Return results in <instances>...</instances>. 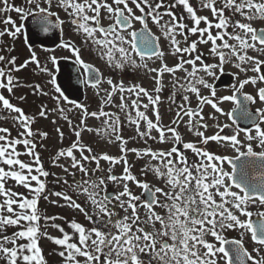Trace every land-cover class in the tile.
Listing matches in <instances>:
<instances>
[{
	"label": "snow or ice",
	"instance_id": "6c2138e0",
	"mask_svg": "<svg viewBox=\"0 0 264 264\" xmlns=\"http://www.w3.org/2000/svg\"><path fill=\"white\" fill-rule=\"evenodd\" d=\"M43 2L46 6H42L40 0H27L32 8L26 9L10 4L9 0H0V4H2L0 13L7 14L14 11L19 14L22 21L29 17H35L34 22L37 26L47 32L52 25L50 17L55 16L56 13L50 11L53 7V0H43ZM130 3L139 10L140 15L135 14L134 8L129 6ZM177 5L183 6L188 18L192 21L191 26L183 22V17L177 18V14L174 12ZM201 5L212 12L215 22L209 20L207 16L198 15L189 0H174V3H166L165 0H56L55 6L67 14V22L74 26L77 33L84 35L85 42L91 40L93 44L105 50V55L110 63L115 60L114 52H119L122 58L118 66H123L124 62L136 63L132 59L129 49L123 46L124 43H128L131 51L137 53L142 61L145 57H155L161 61L158 68H150L147 63L142 64V67L149 73L156 74L153 79L156 82L154 91L157 95L153 96L140 85L125 88L123 82L115 84L109 79L107 83L111 85V91L105 90L107 95L103 99V104H112L114 94L120 93V103L116 106L125 112L128 121L135 125L138 137L144 138L145 142L147 139L158 140L160 143L170 141L174 146L169 150H153L150 147L127 148L128 141L119 132L120 116L118 114L105 112L103 108L99 112H89L87 106L70 100L65 95L53 75L50 82L55 87L56 95L52 98L57 107L51 111L58 112L63 116L77 137L70 147L59 150L57 159L65 156L70 157L71 167L78 168L84 176L88 177V179L77 182L75 188L99 210L98 214L107 217L103 227L86 228L74 220L70 221L69 224L74 230V234H78V243L70 242L71 235L60 224L55 223L58 217L38 212L37 206L41 197L43 196L44 199H48L49 196L62 198L67 202V206L79 210L87 219L91 220L92 217L81 204L66 193L46 192V182L41 177H47L49 172L44 170L33 137L39 134L43 140L47 137V133L34 132L31 125L34 123L35 117L25 115L20 107L14 105L0 92V105L9 113H16L17 115L13 119L19 121L24 129L17 138H10L9 129L0 127V163L8 166L7 170L5 167H0V195L4 197L3 203H0V232H3L8 226H19L20 228L12 236L0 235V254L6 259L7 264H19L20 260L24 264H46L42 250L38 245V239L39 236L46 235V232L41 233L40 229L48 226V222H51L52 228L62 233V237H49V239L57 246L64 247L65 250L60 251L58 255L65 258V264H145L141 254L148 255V264H217L216 257L219 254H223L226 264H236V262L247 264L248 260L253 257L243 247L242 240L233 241L235 247L231 251L224 247L229 242L224 239L222 230L232 228L250 231L252 240L259 245L254 251L259 253L264 250V220L259 225H253L251 220H241L240 218V215L247 217L252 215L248 211L249 204L264 205V150L254 151L252 143L258 142L264 149V128L259 122H255L254 135L251 128L242 129L239 126H236L233 134L221 135L223 128L217 124L220 132L206 136L201 129H207L211 125L204 122L202 115L204 105H211L217 112H222V109L213 99L202 95L201 86L203 88H212V86L200 75V73H206L214 77L216 70L222 72L224 65L235 59V67L241 72L251 70L257 73L255 76L240 81L237 91L243 89L246 84H256L257 81L264 82V71L261 68L264 65V60L249 54V50L264 54V28L257 29L253 26V21L264 20V0H220L221 6L217 5V0H201ZM226 11L231 14L226 15ZM237 14L247 22L235 19ZM165 16L168 17V20H164ZM149 17L155 25L160 26L163 37L169 41L172 49L171 54L178 57V62L174 66H169L164 62L165 52L160 47V38L154 36L148 28ZM105 18L112 21L107 26L103 24ZM134 21L139 22L143 27L139 32L130 31L131 39L126 40L123 32L133 29ZM202 22L204 27H201ZM58 23L62 25L65 21L59 20ZM3 24H11L13 27L12 29L5 27L0 30V37L8 35L16 38L22 33V25H17L11 16H6ZM230 27L232 31H229ZM186 29L194 35L198 34V40L188 43ZM213 29L216 30L215 34H213ZM178 34L183 35L186 46H181V41L176 38ZM209 42L211 44L209 54L218 58L217 64L205 63L202 54L198 52L199 43L207 45ZM62 46L71 50L75 54L77 62L85 69L91 70V66L80 58L78 47L70 41L64 42ZM51 59L55 64L56 57L53 56ZM4 60L5 57L0 55V61ZM31 60L37 65L40 63L36 59L35 53L32 54ZM28 63L26 61L24 64L16 66V58L12 57L8 64L13 67L9 68L7 73L3 67H0V89L13 93V89L17 85L12 73L26 67ZM186 65L190 66V70ZM243 65H251V68L242 67ZM41 70L49 71L47 68ZM178 70L185 73L182 78L185 82L180 83L179 78L173 81V92L169 99L175 102L176 91H181L184 93L183 101L185 103L178 105L176 112L178 119H173L171 125H164L158 107L160 103L158 93L164 87V75L175 76ZM101 79L97 70V75L92 77L89 82L93 87L98 88ZM35 88L38 89L39 85H36ZM125 92L130 95L134 94L136 97L131 100V108L135 110L134 117L129 111V105L125 103ZM190 94L195 95L198 101L195 108L190 104ZM44 95H48V93H44ZM141 96L147 97L149 103L143 104V108L148 110L150 106L152 107L155 121L146 115V111H140ZM211 97H216L214 88H212ZM20 99L23 100L24 97H20ZM219 99L235 101L238 106L240 105V101L235 95L223 96ZM244 99L246 101L258 99L260 102H264V87H259L256 97L246 95ZM62 103L71 105V107L66 110L64 106H61ZM73 109L80 110L78 123H74L67 114L73 112ZM256 112L258 119L264 121V109H257ZM47 114L46 107L39 112L40 117H46ZM244 114L253 121L257 120V117H254L246 107ZM73 115H75L74 112ZM185 116L188 117L185 122L188 130L200 138L197 143L184 142L177 128L172 126L182 121ZM89 117H105L104 126L102 128L89 127L86 123ZM210 118L216 119L215 116ZM141 121L145 122V130H141ZM224 127H228V125ZM153 130L157 135H152ZM84 131L102 133L109 139L114 137L112 142H120L122 155L114 157L106 153L102 156L92 154L93 149L80 140ZM57 132L62 140L64 133L59 128H57ZM241 132H244L246 136V151L241 150L242 141L238 139ZM210 141L220 142L225 148L234 149L238 156L231 157L208 151L206 146ZM179 144H182L183 149L191 150L199 160L189 163L185 152L175 146ZM17 145L23 146V154L31 157V163L20 159L22 153L17 151ZM74 149L79 150V158L74 155ZM85 152L89 155H85ZM128 152L135 153L138 159L147 158L142 169L143 175L147 176L149 172L153 173L168 190H165V187L150 185L146 180L138 179L131 172L128 164ZM239 157L252 158L251 162L258 163L261 169V178L258 182L250 181L243 168L240 169V175H237L236 160ZM100 159L108 161L111 165L123 163L122 175L112 174V167H109L107 170L109 175L106 177L108 181L122 186V191L109 195L105 186L103 189L105 194L100 196V186L105 185V177L100 176L92 179L89 176V172L95 173L101 170ZM82 161H96L97 167L95 169L86 168ZM152 161L157 163H152ZM225 164L231 166L230 171L225 169ZM9 179L27 189L31 198L24 193L13 191L11 187H6ZM129 182L143 190V193L146 194L143 199L140 195L133 193ZM113 200L116 204L110 208L108 205ZM50 202L57 203L55 200ZM157 207L164 210L163 214L156 211ZM116 208L123 209L125 215L120 217ZM140 208L144 209L146 219L141 218ZM5 211L8 215L3 214ZM260 215L264 216V213H260ZM41 219L45 221V225L39 223ZM157 224L159 228H157ZM209 237H214L216 241H219V246L210 242ZM23 240L28 242L17 243V241ZM6 244L13 246L7 247ZM77 257H82L83 262ZM255 264H264V256L255 259Z\"/></svg>",
	"mask_w": 264,
	"mask_h": 264
},
{
	"label": "rangeland",
	"instance_id": "374dc122",
	"mask_svg": "<svg viewBox=\"0 0 264 264\" xmlns=\"http://www.w3.org/2000/svg\"><path fill=\"white\" fill-rule=\"evenodd\" d=\"M10 2V0H9ZM40 3H42L40 1ZM2 7V4L0 5ZM11 12L5 14L0 13V30H3L5 27L11 29V27L8 25L3 24V20L6 19V16L10 15ZM102 15L104 13L102 12ZM65 15H62L64 17ZM19 21V19H16ZM16 22L19 23V22ZM104 24L109 23L110 20L105 18L103 20ZM20 25V24H17ZM258 26V25H257ZM187 31V29H186ZM81 37H84L82 33H79ZM192 36L194 34L190 33ZM198 35V34H197ZM179 37H177L178 40ZM11 42V36L5 35L3 37H0V53H7L9 51L10 43ZM20 47L19 50L23 54L24 61L27 60L29 63L27 64L25 69L20 71L18 74L19 82L21 86L19 88H16V93L19 97H22L24 95V92L27 94V102H26V109H28L31 116L35 117V122L33 125H31L34 132H44L47 133V137L43 140H41V137L39 134L33 137L34 142L36 143V151L40 154L41 157V163L43 164L44 170L49 171L52 173V176L49 174L47 177H41L42 180L46 182V185L51 186L52 180L57 181V184L52 187V190L46 189V191L51 192H63L67 195L71 196L73 200H75L77 203L81 204L82 207L85 208L87 212H89L91 209H94L91 214L92 219L90 220L92 222V227L99 226L103 227L107 217L103 214H98L99 210L95 208L92 203L87 199V197L80 193L76 188L75 185L77 182L82 181V179H88V177L84 176L83 173H81L78 168L73 169L71 167V158L70 157H60L57 159V154L59 150L61 149H67L71 146L73 142L77 140V137L74 135V132L72 129L68 126L67 122L63 119V116H61L58 112L51 111L53 108L57 107L55 100L52 98L56 95L55 89L53 88L54 85L50 82L52 80V76L56 75V73L52 72L49 68L45 67L44 63L42 65H37L35 62H32L31 57L32 54L35 53L36 59L40 62V56L37 53L36 50L32 51L28 47H26V44L23 40L19 43ZM81 47H83L85 50H93L96 49L95 44L91 42V40H88L87 43L84 41H81L80 43ZM18 48V46H16ZM15 57L17 62V55L12 54L11 58ZM42 68H47L49 71H42ZM51 73V75H50ZM24 78V79H23ZM175 78L181 79V76H177ZM56 79V76H55ZM213 80V79H210ZM33 82L36 85H39V88L41 89L42 83L46 84V90H44L42 95V90L39 91V95L32 94L27 91V86L30 85V83ZM34 84V85H35ZM35 85V86H36ZM166 88L164 87L162 91L160 92L162 98H163V105L166 110V106L168 105V102L166 100L165 91ZM0 92L8 94L7 90L0 89ZM44 93H48V95H44ZM86 93H81L79 95L78 101L81 102V104H84L87 106L89 104L88 96H86ZM133 96V94H132ZM68 97L70 98V94L68 93ZM120 103V99L116 98L115 103L111 108L108 109L110 113H116L120 116V124H119V132L123 136L125 140L128 141L126 147L131 148H137V149H143L146 147H150L153 150H168L167 149V142L160 143L158 140L154 141L152 139H147L145 142L144 138L138 137V135L135 133V125L127 122V119L124 115H122V111L120 110L118 105ZM61 106H64L67 110V108H70L71 105L63 104ZM46 107L48 109V114L46 117H40L39 112L42 110V108ZM87 108L93 110H99L98 107H89ZM88 109V111H90ZM73 112L75 115H73ZM73 112H68L67 114L71 119H73L74 123L79 122V109H73ZM17 114L12 112L9 113L8 110L4 109L2 105H0V126L8 128L11 130V135L15 138L18 137L19 133L24 131L21 123L19 121H16L13 119L14 116ZM104 119L95 120L92 118H88L87 125L92 128H102ZM170 122H172V119L165 120V122H162L164 125H170ZM145 122L141 123V130H145ZM57 128H59L63 133V139L61 140ZM152 135H157L156 131H153ZM81 142L90 146L93 149V153L97 156H101L103 154H108L111 156H121V145L119 141H114V137L111 139L104 137L103 134H98L97 132H82ZM17 148L19 152H21L20 159L31 163V157L24 155V148L22 145H17ZM74 155L77 156V158L80 157V153L78 149H74ZM85 155H89V153L85 152ZM128 163L131 168V172L137 176L138 179L146 180L150 183V185H155L158 187H165V185L161 184L159 179L151 172L147 174V176L143 175L142 169L144 168L145 162L147 158H140L138 159L136 154L133 152H130V154L127 155ZM102 160V159H100ZM86 168L89 169H95L97 167L96 161H82ZM152 163H157L156 161H152ZM100 165V171H96L95 173L89 172V176L92 177V179H96L97 177L104 176L105 177V185L100 186V196L102 197L105 193L104 190L106 186V191H114L115 193H118L122 191V186L112 182L108 181L106 177L109 175L108 168L112 167V174H115L117 176H120L123 174V163L111 165L108 161H99ZM67 169V171H65ZM35 174V173H34ZM49 177H51L49 179ZM98 182V181H97ZM12 185V190L15 192L24 193L26 196L31 198V194L28 192L27 189L24 187L17 185L13 180L8 181ZM35 183V182H33ZM129 186L132 189L133 193L135 195H141V188L135 186L132 184V182H129ZM165 190H168L167 187H165ZM114 195V193H112ZM3 198L2 195H0V199ZM218 199V197H217ZM57 201L56 204L51 203L50 201ZM116 202L113 200L108 206L111 208L113 205H115ZM38 209H42V212L44 215L47 216H56L58 219L55 221V223L60 224L64 229L66 228L65 222L68 220L72 221L73 218L78 219L82 225L85 227L90 226V221L87 220L86 216L81 213L79 210L74 209L72 207L67 206V202L64 201L62 198H57L55 196H49L48 199H44L43 196L38 202ZM120 217H123L125 215L123 209L116 208L115 209ZM156 211H160L162 214L164 210L160 208H156ZM248 211L255 212L254 215L256 217H263L260 215V213H264V205H261L259 203L255 204H249ZM6 211L3 213L4 215ZM139 213L141 215L142 219H146L144 209L140 208ZM252 213V212H251ZM130 214V213H129ZM237 215H240L237 213ZM253 217V214L250 217L240 215L241 220H251ZM67 220V221H65ZM42 225H45V221L43 219L40 220ZM64 222V225H63ZM51 222H48V226L43 227L40 229L41 233H45L46 235L39 236L38 239V245L42 250V254L44 258H46V264H65V258L58 255L59 251H64L63 246H57L53 243L49 237H62V233H60L58 230L52 228L50 226ZM143 226V225H141ZM157 228H159V225L157 224ZM19 226L10 227L7 231V233L12 236L14 232L19 231ZM68 232L72 239L70 242H74V236H77L78 234H74V230L70 227V224L65 230ZM243 234V235H242ZM0 235H5V230L0 233ZM222 235L225 240L228 239H238L243 241V245L247 249L249 253H251L253 259H251V264H255V259L260 258L261 256H264V250L257 253L254 251L255 248L259 247L255 243V241L251 238L250 231H247L245 229L240 228H232V229H224L222 230ZM76 239V238H75ZM210 242L216 244L219 246L220 242L216 241L214 237H209ZM27 240L23 241H17V243H27ZM74 243H78V238L75 240ZM7 247H12L11 244H6ZM67 255V253H66ZM142 258L145 261V264H148L149 257L147 254H141ZM77 259L81 260L83 262L82 257H77ZM217 264H226V260L223 258V254H219L217 257ZM0 264H7L6 259L3 257L2 254H0ZM19 264H24L22 260L19 261Z\"/></svg>",
	"mask_w": 264,
	"mask_h": 264
},
{
	"label": "flooded vegetation",
	"instance_id": "af4514ba",
	"mask_svg": "<svg viewBox=\"0 0 264 264\" xmlns=\"http://www.w3.org/2000/svg\"><path fill=\"white\" fill-rule=\"evenodd\" d=\"M42 3V6L44 5L43 0H40ZM166 3H174V0H165ZM189 3L194 7V9L197 11L198 15L201 16H207L209 20H212L215 22V18L212 15V12L208 8H204L201 5V0H189ZM10 4H13L15 6H21L26 9L32 8V5H29L27 3V0H10ZM56 0H53V7L50 9V11L56 13L55 16H52L51 18L54 19L55 25L57 26V39H46L47 43L46 45H42L43 52L46 54H49V51L52 53L51 58L54 56L56 57V63L53 64L52 59L50 58L47 66V68H50V70L54 73H56V81L57 84L61 87V90L64 91L65 95L68 96V93L70 94L71 100H75L78 103H81L78 101L79 95L82 93H86L89 99V104L87 106L89 107H98L99 110L95 112H99L101 108L105 112H109L108 109L113 106L115 103V99L120 97V93H116L113 96V102L110 105H104L103 99L107 95V91H111V85L107 83L109 79L113 81L115 84H119L120 82H123L125 88H128L132 85H140L141 87L147 89L153 96L157 95L155 93L154 89L156 88V82L153 79V76L156 75L155 73H149L144 67H142L143 63H147L150 68H158L160 67L161 61L157 60L155 57L148 58L145 57L142 61L140 56L131 51L130 45L128 43H124V47L126 49H129V53L132 57V59L135 60V64L124 62L123 66H118V63L122 60L119 52H114L115 60L113 62H109L108 57L105 55V50H103L100 46L95 45L96 49L93 50H85L83 47H81L80 43L81 41L85 42V39L80 36L79 33H77L74 30V26L69 24L67 22V14L62 10L55 6ZM217 5H220V0H217ZM129 6H132L134 8V12L136 15H140L138 9H136L131 3ZM161 11H164V9H161ZM174 12L177 14V18L183 17V22L188 24L189 26L192 25V21L188 18V14L183 8V6L177 5L174 9ZM226 15H230L231 13L229 11H226ZM62 15H65L62 17ZM10 16L17 22H20V25H22V33L26 34L28 32V19L26 20H20L19 14H17L14 11H11ZM235 19H240L242 22H247L242 17H240L238 14L235 17ZM59 20H64V24H59ZM164 20H168V17L165 16ZM110 21L109 23H111ZM109 23L103 24L107 26ZM163 23V21H162ZM11 25V24H10ZM258 25V26H257ZM204 23H201V27H204ZM253 26L257 29L264 28V20H255L253 21ZM10 27H13L12 25ZM143 25H141L139 22H133V29L125 30L123 32V35L125 36L126 40H130L131 37L129 35V32L132 30H135L139 32L142 29ZM148 28L151 30V33L159 37V44L161 49L165 52V58L164 62L167 63L169 66H174L178 62V57L175 55H172V49L170 46V43L167 39H165L161 33V29L159 25H155L150 17L148 18ZM213 34H215L216 30L213 29ZM229 31H232L231 27L229 28ZM21 33V34H22ZM185 33L188 36V43H191L193 40H198V35H190L188 31L185 30ZM178 40L181 41V46H186L184 44L183 35L178 34L177 35ZM176 37V38H177ZM70 41L73 43L76 47L80 49V58L87 64L93 67V70L85 69L83 65L77 62V59L75 58V54L67 49L64 48L62 45L64 42ZM232 42V41H230ZM87 43V42H86ZM219 43V41H218ZM50 44L49 46H47ZM41 47V46H40ZM41 47V48H42ZM211 47V44H198V52L202 54V58L205 63L210 64H217L218 58L213 57L209 54V49ZM249 54L258 57V59L264 60V54L256 53L255 51L249 50ZM46 61V60H45ZM199 63V62H198ZM235 59L232 62L226 63L224 65L223 71L216 70L215 76H210L206 73H200L206 80L208 84L214 88L216 92V97H211V91L212 88H203L201 86V92L202 95L208 96L209 98L213 99L214 102L218 104V106L222 109V112H217L216 109H214L211 105H204L203 107V113L204 116V122L211 125V127L207 129H201L205 132L206 136H211L216 134L217 132H220V128H223V131L220 133L221 135H230L233 134L236 126H239L242 129H252L253 135L255 134V122H259L261 124V127L264 128V121H260L257 116V109H264V102H260L258 99L255 101H246L244 97L246 95H251L253 97L257 96L259 87H264V82L257 81L256 84H246L243 89L239 88L240 81L247 79L249 77L257 75V73L248 70L245 72H241L240 69L235 67ZM186 67L190 66L186 65ZM242 67L245 68H251V65H243ZM262 71H264V65L261 66ZM97 70L99 75L102 77L100 85L97 87H93L92 84L89 82L90 79L97 75ZM76 71V75H78L76 78L73 75V73ZM181 76V79H179L180 83H184L185 81L182 79L185 76V73L182 70H178L175 73V76L172 74H165L163 77V84L166 88L165 96L166 100L168 102V105L166 106V110L163 105V98L160 93L158 95L160 96V103L158 105L159 112L161 115L162 122H165V120L170 119H178L176 118V112L178 111V105L185 103L183 101V95L181 91H176L174 101L169 99L170 96H172V83L175 79V77ZM213 79V80H210ZM46 84H42V87L46 89ZM163 87V88H164ZM235 95L237 99L240 101V105L238 106L235 101H225L219 98H222L223 96H230ZM125 96V103L129 105V111H131L133 117L135 116V110L131 108V100L135 99V95H130L128 92L124 93ZM120 99V98H119ZM149 101L147 97L141 96V107L140 111H146V115L155 121V114L152 111V107L150 106L148 110H145L143 108V104H148ZM197 99L195 95L190 94V104L193 108L197 106ZM245 107L249 112L252 113L254 117H257L256 121H253L251 118H247L244 114ZM93 112V110L91 111ZM110 113V112H109ZM126 119L127 115L125 112H122ZM231 114V115H229ZM183 116V113H181ZM215 116L216 119L213 120L210 117ZM105 117H99V119H104ZM188 120V117H183L182 121H179L178 124L172 125L173 127L177 128V131L182 136V140L184 142H193L197 143L199 141V137L194 134V132H191L188 130V127L186 125V121ZM128 124L130 123L127 119ZM144 121H141V123ZM217 124L220 126V128L217 127ZM171 125V122H170ZM225 125H228V127H224ZM155 131V130H153ZM136 133V132H135ZM137 134V133H136ZM170 135V134H168ZM238 139H241V150L246 151V136L244 132H241L238 136ZM253 143V150L254 151H262L264 149L261 148L258 142H252ZM167 149L169 150L171 147H173L172 142H167ZM176 147L180 148L182 151L185 152L189 159V163L197 162L199 158L195 156L191 150L183 149L182 144L175 145ZM207 150L219 154V155H228L231 157L238 156V153L235 152L234 149L228 147L225 148L220 142H209L206 146ZM240 158V157H239ZM226 170H231V166L228 164L224 165ZM159 195V194H158ZM253 214V217H255L253 211H251ZM252 217V218H253Z\"/></svg>",
	"mask_w": 264,
	"mask_h": 264
},
{
	"label": "water",
	"instance_id": "95a60500",
	"mask_svg": "<svg viewBox=\"0 0 264 264\" xmlns=\"http://www.w3.org/2000/svg\"><path fill=\"white\" fill-rule=\"evenodd\" d=\"M260 178H261V173H259V171H255V182L254 183H256V182H258L259 180H260ZM262 220H264V219H256V220H254L252 223H253V225H259V223L262 221ZM233 241H230L229 243H227V244H225L224 245V247L227 249V250H229V251H231L232 249H234V247H235V245L232 243ZM236 264H238V262H236ZM247 264H249V262H247Z\"/></svg>",
	"mask_w": 264,
	"mask_h": 264
},
{
	"label": "trees",
	"instance_id": "16d2710c",
	"mask_svg": "<svg viewBox=\"0 0 264 264\" xmlns=\"http://www.w3.org/2000/svg\"><path fill=\"white\" fill-rule=\"evenodd\" d=\"M0 167H5V165H1V163H0ZM5 168H6V170H7V166H6ZM48 172H49V171H48ZM49 174L52 176V173H51V172H49ZM50 178H51V177H49V179H50ZM9 180H11V179H9ZM9 180H8V181H9ZM56 184H57V181L52 180L51 186L54 187ZM9 185H10V183L7 182L6 187H10ZM51 186L46 185V189L52 190ZM46 192H48V191H46ZM2 199H3V198H2ZM38 212L43 213V212H42V209H38ZM40 222H41V221H39V223H40ZM40 224L42 225V223H40ZM9 228H10V226H8V227H6V228L4 229V230H5V235L10 236V235L7 233V231H8ZM42 228H43V227H41V229H42Z\"/></svg>",
	"mask_w": 264,
	"mask_h": 264
}]
</instances>
